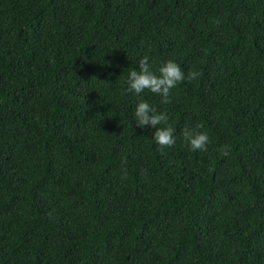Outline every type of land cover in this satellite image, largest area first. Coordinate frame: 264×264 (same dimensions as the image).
I'll return each instance as SVG.
<instances>
[{
	"label": "trees",
	"instance_id": "obj_1",
	"mask_svg": "<svg viewBox=\"0 0 264 264\" xmlns=\"http://www.w3.org/2000/svg\"><path fill=\"white\" fill-rule=\"evenodd\" d=\"M0 264H264V0H0Z\"/></svg>",
	"mask_w": 264,
	"mask_h": 264
},
{
	"label": "clouds",
	"instance_id": "obj_2",
	"mask_svg": "<svg viewBox=\"0 0 264 264\" xmlns=\"http://www.w3.org/2000/svg\"><path fill=\"white\" fill-rule=\"evenodd\" d=\"M159 75L152 71V65L149 63V57L144 56L138 65V70H132L127 80V91L140 96L145 90L160 96L162 103L170 102L172 89L176 88L185 80L195 81L199 78V71H189L187 75L181 70V67L173 60H168L158 68ZM136 126L143 129L145 126H159L154 133V140L160 150L172 148L176 144L174 135L175 128L168 123L167 113H158L152 105L144 100L137 103L134 109ZM161 125H166L161 127ZM184 140L189 144L192 151H207L211 143L210 137L206 132H193L185 129L183 132Z\"/></svg>",
	"mask_w": 264,
	"mask_h": 264
}]
</instances>
